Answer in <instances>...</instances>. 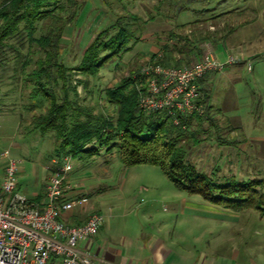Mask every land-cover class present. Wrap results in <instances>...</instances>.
Segmentation results:
<instances>
[{
  "label": "rangeland",
  "instance_id": "1",
  "mask_svg": "<svg viewBox=\"0 0 264 264\" xmlns=\"http://www.w3.org/2000/svg\"><path fill=\"white\" fill-rule=\"evenodd\" d=\"M181 1L184 11H190V15L184 14V18L209 20L190 19L181 24V18L175 17L179 5L176 0H164L160 11L166 18L160 13L156 22H128V12L132 9L116 0H107L109 8L101 7L103 11L96 4V10L89 14L97 15L98 21L92 16L91 22H82V19L80 26H76L75 18L64 29L60 42L61 59L67 67L77 65L96 35L115 23V16H119L118 21H127L118 23L128 24V29L136 33L137 40L131 42V48L120 59L115 58L106 64L96 76L75 77V80L87 82L85 88L77 86L82 105L91 109L93 114L102 112L107 115H112L113 109L105 103L104 91L138 72L154 59H151L153 54L161 55L164 45L177 43L179 48L185 46L187 50H195L198 58L187 61L189 64L200 59L207 50L213 52L220 62L227 57L237 59L238 62L225 66L221 72L204 75V83L198 86L202 90L201 98L207 97L202 105V122L200 126L194 122L179 145L187 161L200 173L212 175L221 182L235 178L264 184V0ZM149 2L155 5L158 0ZM88 7L93 8L91 3ZM228 8L230 10L223 12ZM132 12L149 17L148 11L139 7ZM112 34L110 32L105 37ZM148 34L151 38L146 37ZM13 57L8 50L0 57V169L5 163L1 154L7 151L12 159L20 162L18 190L29 196L42 189L44 169L55 158L54 137L51 132L41 135L30 131L31 117L43 113L45 106L29 98L30 88L21 81L19 63L13 72ZM181 58L182 55H175V60L180 61L177 67L186 65ZM169 67H175V64ZM72 164L71 182L76 184L75 194L82 195L75 202L86 199L89 211L101 214L103 221L110 222L111 226L128 219L147 218L172 200L189 209L204 203L197 195L177 190L157 166H122L115 150L110 157L103 150L98 156H75ZM219 211L210 212L217 215ZM239 212L220 219L222 221H213L220 224L215 225L214 236L219 231L224 236L220 247L214 248L216 238L209 235L184 244L214 253L216 260L221 256L229 257L234 248L239 254L238 259L225 264H264V217L252 209ZM178 213L177 219H180ZM182 219H185L183 215ZM180 226L182 230L186 229L185 223Z\"/></svg>",
  "mask_w": 264,
  "mask_h": 264
},
{
  "label": "trees",
  "instance_id": "2",
  "mask_svg": "<svg viewBox=\"0 0 264 264\" xmlns=\"http://www.w3.org/2000/svg\"><path fill=\"white\" fill-rule=\"evenodd\" d=\"M78 8L75 0L0 1V57L5 50L12 52L13 72L19 63L21 81L30 88L29 98L45 106L43 113L31 117L30 131L41 135L53 133L55 157H93L101 150L106 153L115 150L119 162L126 168L157 166L179 191L234 212L252 209L264 217L262 181L232 178L221 182L212 175L198 172L187 161L179 143L187 137L194 122L200 126L202 116L179 115L176 117L179 124L174 125L163 112L145 114L140 111L136 88L144 81L140 70L104 91V100L113 109L112 115L93 114L82 105L77 86L85 88L87 82L75 77L96 76L106 64L120 59L137 39L128 24L118 23L127 21L119 19L94 38L77 65L67 67L61 59L60 42L66 26L77 18ZM110 32L113 34L106 38ZM176 54L182 55L181 61H186V65L198 58L195 50L179 48L174 43L162 47V58L158 62L165 67L172 64L177 67L180 61L175 60ZM205 98L206 95L200 99L201 105Z\"/></svg>",
  "mask_w": 264,
  "mask_h": 264
},
{
  "label": "built area",
  "instance_id": "3",
  "mask_svg": "<svg viewBox=\"0 0 264 264\" xmlns=\"http://www.w3.org/2000/svg\"><path fill=\"white\" fill-rule=\"evenodd\" d=\"M160 58L156 55L140 69L144 81L136 87L138 108L145 114L163 112L174 125L179 124V115H203L198 81L204 75L238 62L230 57L220 62L208 50L181 67H165L158 62ZM1 157L5 163L0 169V264H92L93 257L79 245L96 236L104 218L94 212L83 223L71 222L77 201L70 180L72 157H55L45 168L40 202L18 190L20 162L7 151Z\"/></svg>",
  "mask_w": 264,
  "mask_h": 264
},
{
  "label": "crops",
  "instance_id": "4",
  "mask_svg": "<svg viewBox=\"0 0 264 264\" xmlns=\"http://www.w3.org/2000/svg\"><path fill=\"white\" fill-rule=\"evenodd\" d=\"M75 1L79 4V13L74 22L76 26H80L82 19V22H91L92 16L94 17V20L96 18L98 21L97 15L94 16V13L92 15L89 14L91 10H96V4L100 9L103 7L109 8L107 0ZM178 1L179 5L176 9L175 17L177 19L181 18L182 21H179L181 24L190 21V19L195 21L209 20L201 18V20H199L198 18L194 19L189 16L184 18V14L190 15V11H184L183 7H181L183 5L182 1L176 0V2ZM116 2L125 5L127 9L129 7V10H134L136 7H139L144 12L148 11L147 13L149 14V17H146L147 15H145L146 18L141 14H135L132 10L129 11L128 22H156V17L161 13V6L162 4H165L164 0H158L155 5L153 4L154 2L151 4L149 0H116ZM90 3L93 6L92 9H90L91 7H88L90 6ZM228 10L230 9L228 8L223 12ZM161 15L164 19L166 18L165 14L161 13ZM118 18L119 16H115V21L113 22H116ZM100 21L101 19L99 22ZM146 37L151 38L150 34H148V36L146 35ZM225 51L227 50L225 49ZM226 55L228 56L229 54L226 52ZM245 59L247 58L245 57ZM206 76L199 80L198 86H201V84L204 83ZM82 101L83 100H81V102ZM113 151L107 153L109 157ZM46 175L45 172L41 178L42 189L32 195H26V197L35 199L39 202L43 200ZM72 175L73 173L70 177L71 181H73ZM75 185L76 184H73V187ZM81 196H79L78 193L75 194L74 200H79ZM175 202L179 204L178 207L175 206ZM87 204L86 199H81L75 204L73 211L70 213L72 223H83L88 215L93 213L92 211H89ZM197 206L195 209L184 208L182 207L181 202L172 200L169 203H164L162 209H158V212L161 211L160 213L156 210V214L147 218L146 216H142L141 220L139 218L131 219V221L128 219V221H124L116 226H111L109 224L110 222L106 223L103 221L96 236L92 240L82 242L79 246L93 257L92 264H223V261L224 264L225 262L230 263V261L233 263V260H237L239 256L234 248L229 257L224 258L221 256L216 260L214 253H206L203 250L193 248V246L189 247L184 243L188 240L197 242L199 239L209 235L211 238H216L214 239L215 243H213L214 248L220 247L224 236L219 230L214 236L216 231L215 225H218L219 223L215 224L213 221L219 222L222 221L220 219H223L224 217L229 218L231 214L240 212H234L223 207L215 206L206 201L197 204ZM215 209H220V213L214 215L210 212ZM177 212H179L178 214L181 216L180 219H177ZM182 215L185 219H182ZM183 223H185L186 226V229L184 230H182L180 226ZM219 240L221 242H218Z\"/></svg>",
  "mask_w": 264,
  "mask_h": 264
}]
</instances>
